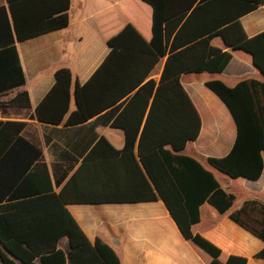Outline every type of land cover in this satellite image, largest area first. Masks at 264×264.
<instances>
[{
    "label": "trees",
    "instance_id": "obj_1",
    "mask_svg": "<svg viewBox=\"0 0 264 264\" xmlns=\"http://www.w3.org/2000/svg\"><path fill=\"white\" fill-rule=\"evenodd\" d=\"M126 1V0H123ZM152 9V37L146 43L131 24L108 41L119 47L129 36L130 64L109 89L90 85V41L81 39L78 73L55 71V83L36 106L31 118L50 125L76 126L115 106L111 125L123 131V152L138 159L156 194L134 195L118 202L154 201L160 197L181 235L221 264V251L191 227L199 220V206L211 196L222 197L214 176L183 154L199 135L201 121L181 84L187 73L220 74L231 59L228 51L211 44L216 37L231 49L252 58L264 76V31L246 37L239 19L264 0H140ZM0 6V95L25 84L15 43L65 29L70 0H6ZM124 39V40H125ZM147 46L148 52L137 53ZM134 52V54H132ZM166 58L158 83L148 79L153 67ZM204 85L226 106L236 125V139L223 158L208 164L231 179L257 180L263 170L264 82L240 81L230 88L218 80ZM71 99L75 108L70 111ZM6 106L29 108L26 91ZM26 123L0 121V264H121L116 252L96 239L89 242L66 209L61 194L53 192L41 150L22 137ZM100 138L98 145L106 144ZM90 159V153L84 161ZM101 180V179H100ZM225 212L231 206L227 197ZM229 219L264 242V204L245 201ZM66 239L68 251L59 248ZM264 259V248L254 255ZM229 256L224 264H246Z\"/></svg>",
    "mask_w": 264,
    "mask_h": 264
},
{
    "label": "crops",
    "instance_id": "obj_2",
    "mask_svg": "<svg viewBox=\"0 0 264 264\" xmlns=\"http://www.w3.org/2000/svg\"><path fill=\"white\" fill-rule=\"evenodd\" d=\"M6 5V0H0V6ZM68 19L65 29L15 43L25 84L8 92L13 93L8 100L26 91L30 107L0 103V121L26 123L22 137L41 150L43 158L37 164L46 167L53 192L62 195L66 209L90 243L99 239L110 246L121 264H209L211 257L181 235L160 197L154 201L118 202L156 192L140 165L137 148L133 153L135 161L123 152L124 133L111 125L119 113L116 105L76 126H55L31 118L54 85L56 70L66 68L72 77L77 75L81 39L87 37L90 41L88 74L91 87L97 90L113 86L130 64L131 49L125 39L129 36H122L125 40L119 47L110 48L109 40L127 24L144 42L149 43L152 37V9L140 0H70ZM239 22L248 38L264 31V4ZM211 44L228 51L231 59L220 74L181 76V84L201 121L198 137L187 144L183 154L209 171L226 196L220 199L213 195L203 202L198 208L199 220L191 230L221 251V264L229 256L244 257L246 264H264V259L254 258L264 248V242L229 219V214L245 201L264 204V153L261 176L254 181L231 179L208 164L207 159L223 158L230 152L237 130L226 106L204 85L218 80L232 88L246 79L264 82V76L253 66L247 52L227 47L219 37ZM141 52H148L147 46L137 50ZM165 60L158 61L148 79L159 82ZM74 108L71 99L70 111ZM2 109L13 111L4 116ZM100 138L107 143L97 146ZM88 153L90 159L84 161ZM228 196L232 198L231 206L222 213L220 209H224ZM59 248L68 251L66 239L59 241Z\"/></svg>",
    "mask_w": 264,
    "mask_h": 264
},
{
    "label": "rangeland",
    "instance_id": "obj_3",
    "mask_svg": "<svg viewBox=\"0 0 264 264\" xmlns=\"http://www.w3.org/2000/svg\"><path fill=\"white\" fill-rule=\"evenodd\" d=\"M129 10H131L130 8H129ZM13 95V93H11V94H7V95H5V96H2V97H0V103H5V101H7L11 96ZM4 111L6 112V113H4ZM10 111H13V110H7V109H2V115H6V114H9V112Z\"/></svg>",
    "mask_w": 264,
    "mask_h": 264
}]
</instances>
